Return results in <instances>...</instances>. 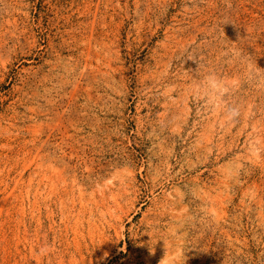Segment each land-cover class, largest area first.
<instances>
[{"label":"rangeland","instance_id":"rangeland-1","mask_svg":"<svg viewBox=\"0 0 264 264\" xmlns=\"http://www.w3.org/2000/svg\"><path fill=\"white\" fill-rule=\"evenodd\" d=\"M0 264H264V0H0Z\"/></svg>","mask_w":264,"mask_h":264},{"label":"clouds","instance_id":"clouds-1","mask_svg":"<svg viewBox=\"0 0 264 264\" xmlns=\"http://www.w3.org/2000/svg\"><path fill=\"white\" fill-rule=\"evenodd\" d=\"M187 60H193L197 63V58L192 55H189ZM196 88L197 94L203 96L205 104L210 110L219 109L223 112L226 123H234L239 119L241 116L240 107L226 103L225 98L231 92V88L221 76H218L216 73H209L197 84ZM46 250L47 246L41 249L42 252Z\"/></svg>","mask_w":264,"mask_h":264}]
</instances>
